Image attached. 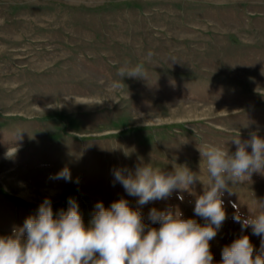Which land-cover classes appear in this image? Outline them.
<instances>
[{"label":"rangeland","instance_id":"rangeland-1","mask_svg":"<svg viewBox=\"0 0 264 264\" xmlns=\"http://www.w3.org/2000/svg\"><path fill=\"white\" fill-rule=\"evenodd\" d=\"M137 68L143 77L127 76ZM252 133L264 139V0H0V156L18 149L0 161V237L46 198L54 215L75 199L86 227L97 203L120 199L152 227L153 208L204 225L194 208L211 178L199 149L234 155L231 139ZM150 164L202 182L139 205L114 171ZM66 167L71 182L51 178ZM229 188L214 264L243 235L261 250L232 204L244 218L264 209V172Z\"/></svg>","mask_w":264,"mask_h":264},{"label":"clouds","instance_id":"clouds-1","mask_svg":"<svg viewBox=\"0 0 264 264\" xmlns=\"http://www.w3.org/2000/svg\"><path fill=\"white\" fill-rule=\"evenodd\" d=\"M121 75H125L123 69ZM127 76H142L141 69ZM231 141L237 145L234 155L213 145L199 149L211 178L194 208L195 215L204 219V225L195 219H184L178 210L153 208L149 219L159 227H152L145 223L140 211L120 199L109 208L103 202L97 203L86 227L75 199L69 198L67 210L61 209L54 215L52 203L46 198L22 228L12 236L0 237V264H214L210 241L227 219L223 192H231L229 182L233 186L242 184L252 173L264 172V139L252 133L249 141L242 142L240 135ZM249 146L251 153L247 151ZM17 150L9 147L5 158H13ZM51 178L72 181L67 167ZM114 178L128 195L139 198V205L165 200L174 190L183 193L197 180L201 181L200 175L187 167H176L173 174L165 175L151 164L137 167L134 174L115 170ZM178 199L183 201V195ZM232 207L236 209L233 220L241 224V231L251 227L253 235L261 237V250L257 252L249 236L243 235L222 249L220 264H264V209L244 218L236 203Z\"/></svg>","mask_w":264,"mask_h":264},{"label":"bare ground","instance_id":"bare-ground-1","mask_svg":"<svg viewBox=\"0 0 264 264\" xmlns=\"http://www.w3.org/2000/svg\"><path fill=\"white\" fill-rule=\"evenodd\" d=\"M5 157V155H3V156H0V161L3 159Z\"/></svg>","mask_w":264,"mask_h":264},{"label":"flooded vegetation","instance_id":"flooded-vegetation-1","mask_svg":"<svg viewBox=\"0 0 264 264\" xmlns=\"http://www.w3.org/2000/svg\"><path fill=\"white\" fill-rule=\"evenodd\" d=\"M7 136V135H6Z\"/></svg>","mask_w":264,"mask_h":264}]
</instances>
